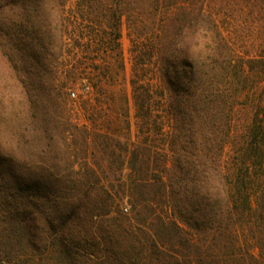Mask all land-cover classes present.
<instances>
[{
	"label": "trees",
	"instance_id": "1",
	"mask_svg": "<svg viewBox=\"0 0 264 264\" xmlns=\"http://www.w3.org/2000/svg\"><path fill=\"white\" fill-rule=\"evenodd\" d=\"M17 1L0 0V52L31 96L35 50L2 43ZM76 1L81 153L60 171L0 147V264H264V28L247 43L230 0Z\"/></svg>",
	"mask_w": 264,
	"mask_h": 264
},
{
	"label": "rangeland",
	"instance_id": "2",
	"mask_svg": "<svg viewBox=\"0 0 264 264\" xmlns=\"http://www.w3.org/2000/svg\"><path fill=\"white\" fill-rule=\"evenodd\" d=\"M230 1L245 5L238 25L247 43H251V36L255 37L257 31L264 27H257L254 23L252 29L249 27L247 19L250 11L246 3L251 6L264 0ZM78 7L76 0H19L13 5L8 4L4 12L5 23L9 26L4 31L2 43L6 47L9 45L7 49L13 47L12 59L21 63L23 56L19 50L23 47L34 49L37 57L31 75L34 89L28 96L15 78L8 56L0 52V147L19 160L43 162L54 165L60 171L67 165V158H73L72 153H81L70 125L82 119L78 105L67 104V83L66 87L63 84L70 59L67 47L73 45L67 35V29L73 30L67 13L76 11ZM252 12L257 14V8ZM121 43L128 80L132 71V56L125 23ZM73 90L76 95H69L70 99L77 96L78 89ZM130 101L131 133L135 139L137 119L132 99Z\"/></svg>",
	"mask_w": 264,
	"mask_h": 264
},
{
	"label": "built area",
	"instance_id": "3",
	"mask_svg": "<svg viewBox=\"0 0 264 264\" xmlns=\"http://www.w3.org/2000/svg\"><path fill=\"white\" fill-rule=\"evenodd\" d=\"M71 95H72V96H75V93H74V92H72V93H71Z\"/></svg>",
	"mask_w": 264,
	"mask_h": 264
}]
</instances>
